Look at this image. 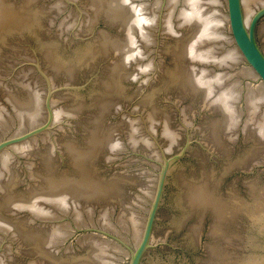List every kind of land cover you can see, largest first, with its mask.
Wrapping results in <instances>:
<instances>
[{"label":"water","instance_id":"obj_1","mask_svg":"<svg viewBox=\"0 0 264 264\" xmlns=\"http://www.w3.org/2000/svg\"><path fill=\"white\" fill-rule=\"evenodd\" d=\"M0 264H264V0H0Z\"/></svg>","mask_w":264,"mask_h":264}]
</instances>
